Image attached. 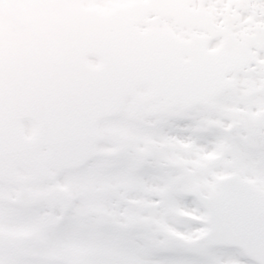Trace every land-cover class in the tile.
Returning a JSON list of instances; mask_svg holds the SVG:
<instances>
[{
  "label": "snow or ice",
  "instance_id": "1",
  "mask_svg": "<svg viewBox=\"0 0 264 264\" xmlns=\"http://www.w3.org/2000/svg\"><path fill=\"white\" fill-rule=\"evenodd\" d=\"M0 264H264V0H0Z\"/></svg>",
  "mask_w": 264,
  "mask_h": 264
}]
</instances>
